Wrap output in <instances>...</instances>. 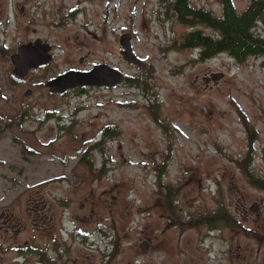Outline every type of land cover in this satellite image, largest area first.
Segmentation results:
<instances>
[{"label": "rangeland", "instance_id": "obj_1", "mask_svg": "<svg viewBox=\"0 0 264 264\" xmlns=\"http://www.w3.org/2000/svg\"><path fill=\"white\" fill-rule=\"evenodd\" d=\"M233 1L242 12L252 0ZM190 2L223 13L222 0ZM167 8L163 0H0V210L38 191L68 196L70 207L59 200L51 216L71 264H264V220L244 221L236 207L239 197L250 206L264 199L250 177L264 179L263 58L198 60L199 50L180 43L192 30H215L170 19ZM128 33L142 66L122 54ZM38 39L53 59L17 78L13 54ZM101 63L124 81L64 94L46 86ZM213 73L224 77L207 87ZM219 211L231 220H207Z\"/></svg>", "mask_w": 264, "mask_h": 264}, {"label": "flooded vegetation", "instance_id": "obj_2", "mask_svg": "<svg viewBox=\"0 0 264 264\" xmlns=\"http://www.w3.org/2000/svg\"><path fill=\"white\" fill-rule=\"evenodd\" d=\"M163 1L168 3L165 15L167 17L170 16L169 18L172 19L174 15H171V12H173L174 14L176 13L175 16L178 19V13L173 8L178 0ZM189 6L194 9H203L202 7L194 6L192 3ZM203 10L206 11L205 9ZM84 60L82 58L81 62L83 63ZM71 70H74V68ZM15 82L18 81L15 80ZM207 87H210V84ZM78 88L82 89L83 87ZM47 194L52 196L48 197ZM61 195V193L56 191L45 193L38 191L18 198L14 204L0 210V264H71L70 246L67 243L68 238H65L62 232L59 236L53 237L52 223L54 218L51 216V211L54 209L55 203L61 200L58 206H66V209L70 207L69 197ZM20 205L25 207V212H21V214L16 210ZM252 206H255L256 211L251 209ZM236 207L244 221L250 219L253 215L255 216V224H260L264 220L263 198L255 200L250 206L243 197H239ZM212 219H217L218 222L223 220L224 223L231 220L226 211L207 220L211 221ZM234 220L236 221V219ZM84 221H88V218H84ZM192 221L197 223V220ZM238 223V227L242 226L243 229H246L240 220H238ZM256 236L258 237V234ZM73 263L79 264L78 261Z\"/></svg>", "mask_w": 264, "mask_h": 264}, {"label": "trees", "instance_id": "obj_3", "mask_svg": "<svg viewBox=\"0 0 264 264\" xmlns=\"http://www.w3.org/2000/svg\"><path fill=\"white\" fill-rule=\"evenodd\" d=\"M222 4L223 13L220 16L201 8H191L189 0H178L174 4L173 8L183 24L192 27L203 24L215 30V34L211 35L201 30H192L180 43V47L199 49L200 61L228 54L238 62H245L250 57L263 58L264 66V0H252L242 12L237 10L233 0H222ZM259 26L263 30L257 31ZM108 131L110 133L111 129ZM250 177L259 187L264 188L263 178L254 179L251 172ZM222 212H216L213 216ZM211 221L216 224L217 219Z\"/></svg>", "mask_w": 264, "mask_h": 264}, {"label": "water", "instance_id": "obj_4", "mask_svg": "<svg viewBox=\"0 0 264 264\" xmlns=\"http://www.w3.org/2000/svg\"><path fill=\"white\" fill-rule=\"evenodd\" d=\"M23 11L24 8H22V12ZM130 39L131 34L129 33L122 36V45L124 49L122 54L128 62L142 66L143 60L136 55ZM51 50L52 46L48 42H43L41 39L19 46L17 52L13 54L11 58L14 65L15 76L19 79H25L32 70L49 63L53 59ZM223 77V73H213L211 76H204L203 80L206 82V85L209 86L211 80L218 82ZM124 79L125 74L121 70L107 64H96L90 71L68 70L51 79L47 82L46 86L52 93L64 94L78 87H116L121 84ZM31 93L32 91L28 90L26 95H30ZM251 209L256 211L255 206H252ZM151 245L152 238H148L140 247L142 250L148 251Z\"/></svg>", "mask_w": 264, "mask_h": 264}]
</instances>
